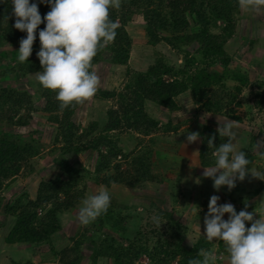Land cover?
I'll use <instances>...</instances> for the list:
<instances>
[{"label":"trees","instance_id":"obj_1","mask_svg":"<svg viewBox=\"0 0 264 264\" xmlns=\"http://www.w3.org/2000/svg\"><path fill=\"white\" fill-rule=\"evenodd\" d=\"M38 7L42 18L50 10L47 4L38 3ZM239 11L237 0H121L120 8L110 9V19L118 25L117 35L113 42L98 51L93 67L101 63L128 67L133 43L127 26L136 15L144 22L147 45L163 44L182 54V62L173 64L158 53L144 72L130 73L126 68L128 80L120 91L99 92V99H112L116 106L107 110V120L98 129L96 122L84 127L76 124L74 116L83 103L61 109L56 93L44 89L35 78L42 71L36 55L40 49L39 29L28 62L15 63L18 52L3 50L8 45L19 49V42L26 33L14 27L10 0H0V66L3 68L0 83L7 82V76L12 75L23 80L35 79L28 84L29 88L33 87V92L27 88L20 90L9 83L0 85V192L5 181L34 172L36 158L42 150L40 139L33 137L28 141L13 132L29 126L34 113L44 115L45 123L51 126L49 153H58L56 171L39 182L33 199L22 194L4 206L3 214L13 219L4 243L24 246L37 257L43 246L51 245L55 235L62 230L60 216L76 209L85 199L89 180L107 189L114 185L140 189L158 184L161 172L151 160L152 151L126 152L120 141L123 133L150 137L158 131L178 130L170 122L161 125L151 118L145 109L146 102L175 112L179 109L175 100L189 93L196 111L240 122L237 109L242 104L239 96L249 85V79L246 73L231 66L232 58L225 51L235 34ZM44 27L43 23L39 26L40 29ZM190 46H194V50L189 51ZM216 66L220 67L219 71L212 70ZM262 95L258 98L264 102V93ZM35 101H41L43 105L38 108ZM260 103L258 100L256 105ZM210 137H215L216 147L227 139L220 137L213 126L202 128L198 159L203 168L215 165V149L209 148L207 143ZM87 151L97 153L92 173L76 168L67 158ZM122 209L126 206L117 204L111 196L106 214L90 224L78 238L71 239L67 247L59 251L51 248L59 264H83L86 259L89 264H97L99 259L109 260L111 264H190L192 260L202 258L201 250H215L217 259L225 256L228 260L222 241H216L214 247L213 241L203 236L186 247L184 234L187 229L173 219L171 212L160 209L152 213L161 217L160 227L153 222L142 229L133 225V234H130L131 220L122 215ZM2 227L0 220V229ZM84 245L89 250L88 258L83 253ZM10 264L33 263L11 260Z\"/></svg>","mask_w":264,"mask_h":264},{"label":"rangeland","instance_id":"obj_2","mask_svg":"<svg viewBox=\"0 0 264 264\" xmlns=\"http://www.w3.org/2000/svg\"><path fill=\"white\" fill-rule=\"evenodd\" d=\"M144 26L141 16L138 15L134 16L132 22L127 26V32L133 43L128 67L112 66L107 63L93 67V71L96 72L100 81L98 90L78 109L74 116L76 124L84 127L90 122H96L98 129L103 127L107 120V110L114 108L116 103L112 99H99V92L104 90L120 91L128 80L126 68L130 73L134 71L144 72L154 62L158 53L173 64L182 62V54L168 49L163 44L156 47L147 45ZM194 48V46H190L188 50L192 51ZM7 49L13 50L15 53L18 51L17 46L14 45L3 48V50ZM225 51L232 58L231 66L246 73L249 79V85L239 96L242 104L237 109L241 118L240 122H234L222 115L196 111L197 107L193 104L189 93H185L175 100L179 106L175 112H169L154 103L146 102L145 109L151 118L157 120L161 125L170 122L171 126H177L178 130L167 133L158 131L150 137L122 132L120 141L126 152L150 149L152 151L151 160L156 169L161 172V181L158 184L145 185L140 189H129L115 185L107 189L94 185L90 180L88 181L86 197L104 188L109 191L117 204L126 206V209H122L121 212L127 218L130 217V234H133L131 227L135 226L142 229L149 222H152L154 216L152 213L160 209L162 212H171L173 219L178 221L182 228L187 229L184 234V245L190 247L197 239L203 237V220L212 195L220 197L218 201L220 204L232 203L237 212L244 209L246 203L248 205L247 210L250 212L261 213L264 211V180L254 178L249 174L243 182L237 181L236 187L231 191H228L227 186H222L217 192L213 187L212 179L203 176L205 168L200 166L198 159L202 128L209 125L217 129L219 123L232 122L235 125L234 131L237 133L236 151L241 150L246 153V158L251 161L249 167L252 172L264 171V157H262L264 143H261L264 141V102L258 98L264 93V10L248 12L240 9L235 34L225 46ZM32 55L33 52L29 58ZM6 60L8 59L6 58ZM14 61L19 63L17 57L14 58ZM1 69L3 68L0 66ZM212 70L219 71L220 67H213ZM7 78L8 81L1 82L0 85L9 83L10 86H15L20 90L27 88L28 91H34L33 87H28L31 81H35L34 78L23 80L22 77L19 78L15 75L7 76ZM258 100L261 101L262 105L261 103L256 105ZM35 103L38 108L43 105L41 101H35ZM45 122L44 115L39 112L34 113L29 126L13 131L28 141L33 137L39 138L42 143V150L41 155L36 158L34 172L5 181L0 192L2 197L0 220L3 222V227L0 229V264H10L11 260H28L33 264H59L52 254L51 248L59 251L67 247L71 244V239L78 238L86 228L90 227L89 225L81 226L76 219L80 203L76 209L60 216L62 230L55 235L51 245L43 246L42 252L37 257H33L31 249L24 246L13 249L4 243V238L13 224V219L3 214L4 206L12 203L22 194H27L33 199L39 182L49 176L52 171H56L55 162L58 153H49L52 148V129ZM188 132L199 133V139L196 142L188 143L186 139ZM67 158L76 168L92 173L97 153L87 151L84 154L68 156ZM205 203L207 205H203ZM225 219H227V214H225ZM246 227H250V224L246 223ZM212 243L215 247L216 241ZM212 252L216 254L215 250ZM83 253L87 258L89 257L87 245H84ZM220 257L221 259L219 257L217 259V264H228L225 256ZM83 264H89V260L86 259ZM97 264H111V261L99 259Z\"/></svg>","mask_w":264,"mask_h":264},{"label":"clouds","instance_id":"obj_3","mask_svg":"<svg viewBox=\"0 0 264 264\" xmlns=\"http://www.w3.org/2000/svg\"><path fill=\"white\" fill-rule=\"evenodd\" d=\"M237 2L243 11L264 10V0ZM10 3L15 29L26 33L19 42L18 62L28 61L39 29L40 49L36 53L42 67L37 77L39 84L56 93L61 109L92 98L100 82L96 72L91 70L93 60L101 48L115 40L118 25L110 19V9L120 8L121 0H38L39 4L50 7L43 18L35 0H10ZM42 23L45 27L40 29ZM234 127L232 122L219 123L218 134L227 138L226 141L218 147L214 145L215 137L207 141L208 147L215 149V165L210 169L204 167L203 176L212 179L217 192L222 186L231 191L237 181L243 182L249 174L264 180V171L252 172L246 153L236 151ZM199 135L188 132L187 142H196ZM219 200L218 195L209 199L203 220L205 239L224 243L228 264H264V211L250 212L246 203L244 209L237 212L232 203L220 204ZM110 205L109 191L101 188L81 201L76 219L81 226H88L106 214ZM152 222L159 227L162 225L159 215H154ZM246 223L250 227H246ZM201 256L190 264H217L215 253L201 250Z\"/></svg>","mask_w":264,"mask_h":264},{"label":"crops","instance_id":"obj_4","mask_svg":"<svg viewBox=\"0 0 264 264\" xmlns=\"http://www.w3.org/2000/svg\"><path fill=\"white\" fill-rule=\"evenodd\" d=\"M10 247H12L13 249L15 248H18L19 246H17V245H13V246H10ZM15 252H16V250L13 252L14 254H15Z\"/></svg>","mask_w":264,"mask_h":264}]
</instances>
